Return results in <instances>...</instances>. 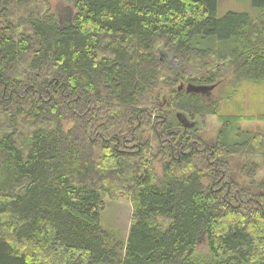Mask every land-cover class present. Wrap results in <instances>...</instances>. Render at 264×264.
<instances>
[{"label": "trees", "instance_id": "obj_1", "mask_svg": "<svg viewBox=\"0 0 264 264\" xmlns=\"http://www.w3.org/2000/svg\"><path fill=\"white\" fill-rule=\"evenodd\" d=\"M65 1L60 24L50 0H0V264H264V185L229 163L264 158V136L228 141L254 119L177 90L222 68L264 80V0L255 20L219 19L218 0ZM207 115L213 142L182 122ZM105 198L131 203L125 242L100 225Z\"/></svg>", "mask_w": 264, "mask_h": 264}, {"label": "rangeland", "instance_id": "obj_2", "mask_svg": "<svg viewBox=\"0 0 264 264\" xmlns=\"http://www.w3.org/2000/svg\"><path fill=\"white\" fill-rule=\"evenodd\" d=\"M49 3L51 7L49 15L60 24L67 17H71V7L65 0H50ZM228 13L247 15L251 20H255L260 12L259 9L252 5L251 0H218L217 17L222 19ZM213 43L214 41L210 39L201 41L202 46H210ZM161 55L171 69L176 71L182 67V60L177 54L163 49ZM214 84L216 85L215 89L207 98L209 102L203 96L204 102L215 104L220 116L254 119L253 121L239 120L235 125L237 127L234 128V131L226 132L227 140L231 142L239 141L240 143L246 136L251 137L255 134L264 136V121L256 120L259 117H264V80L253 82L246 79H238L234 75L233 68H222L220 76ZM183 85L186 86L187 84ZM163 92L165 94L164 89L159 97L160 102L164 98ZM182 122L192 125L187 128L189 132L198 130L200 136L210 142L215 141L222 128L217 117L209 115L202 120L195 119L194 121L187 116H183ZM140 134H142L144 139L150 141L153 148L155 147V142H153L151 137H148L150 134L148 130L143 129ZM229 163L230 171L235 178H243L247 183H254L256 186L264 185V158L260 159L247 154H235L230 158ZM252 163L258 164V167L254 168L253 178L248 179L246 170L252 167ZM153 166L156 173L160 175L162 168L160 157L154 161ZM131 214L132 207L129 200L112 201L105 198L103 211L100 213V225L104 230L125 242L130 229ZM197 249L198 252L203 254L207 252L204 238L200 241Z\"/></svg>", "mask_w": 264, "mask_h": 264}, {"label": "water", "instance_id": "obj_3", "mask_svg": "<svg viewBox=\"0 0 264 264\" xmlns=\"http://www.w3.org/2000/svg\"><path fill=\"white\" fill-rule=\"evenodd\" d=\"M216 85H193V84H187L186 86H184L183 84H180L177 87V90L180 92L182 90L185 91L186 94H201L203 95L205 92H211L214 90Z\"/></svg>", "mask_w": 264, "mask_h": 264}, {"label": "flooded vegetation", "instance_id": "obj_4", "mask_svg": "<svg viewBox=\"0 0 264 264\" xmlns=\"http://www.w3.org/2000/svg\"><path fill=\"white\" fill-rule=\"evenodd\" d=\"M180 85V84H179ZM178 85V86H179ZM213 85H215V84H213ZM215 89V88H214ZM182 91H184V90H182ZM214 91V90H213ZM213 91H211L210 93L209 92H205L203 95H201V96H204L205 98H206V100L209 102V100L207 99V98H209V96L211 95V93H213ZM184 123V122H183ZM185 125V127H191L192 125H187L186 123L184 124Z\"/></svg>", "mask_w": 264, "mask_h": 264}]
</instances>
